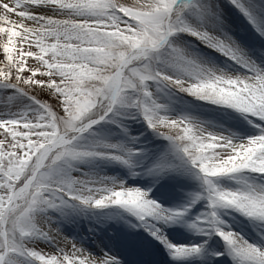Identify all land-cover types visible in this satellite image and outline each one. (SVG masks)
Listing matches in <instances>:
<instances>
[{"label": "snow or ice", "instance_id": "snow-or-ice-1", "mask_svg": "<svg viewBox=\"0 0 264 264\" xmlns=\"http://www.w3.org/2000/svg\"><path fill=\"white\" fill-rule=\"evenodd\" d=\"M231 2L248 15L241 0ZM188 7L182 0H0V87L32 100L24 111L0 118V264H14L10 254L16 252L33 257L36 264H121L116 256L93 257L75 244L68 248L67 242L59 251L25 247L31 236L62 239L35 213L57 207V198L63 203L64 196L90 207L123 206L151 235L175 248L174 255L200 250L197 245H171L156 223L172 221L186 208H164L147 191L110 178H74L62 171V165L84 157L111 156L129 163L131 149L122 145L79 143L83 133L125 105L141 111L169 142L154 168L173 167V158H178L201 180L203 192L196 198H205L209 210L190 226L216 228L236 264H264V248L216 227L215 211L231 206L264 219V184L231 190L217 183L218 177L242 170L264 174V127L236 143L187 117L161 115V105L151 99L147 81L163 79L202 100L264 118V67L226 33L215 35L186 24ZM44 8L55 11L41 14ZM176 32L197 36L247 73L232 75L186 58L172 46L170 37ZM166 45L175 66L194 79H173L158 70L157 53Z\"/></svg>", "mask_w": 264, "mask_h": 264}, {"label": "rangeland", "instance_id": "rangeland-1", "mask_svg": "<svg viewBox=\"0 0 264 264\" xmlns=\"http://www.w3.org/2000/svg\"><path fill=\"white\" fill-rule=\"evenodd\" d=\"M241 3L252 16L245 15L244 11L238 9L231 0H194L187 3L189 7L185 9L183 18L186 24L195 29L207 30L221 36L226 33L248 58L258 66L264 67V32L261 31L264 30V0H241ZM54 11L51 8H44L41 14ZM170 40L172 46L178 48L186 58L204 67L223 70L232 75H244L248 71L242 64L208 46L189 32H176ZM157 54L159 56L157 68L164 75H170L173 79H194L175 66L173 58L169 56L168 46L160 49ZM30 62L34 63V60ZM147 84L152 93L151 99L161 105L159 109L161 115L170 118L187 117L201 123L211 133L233 137L236 143L259 134L264 127V118L258 115L242 113L238 109L235 111V108L229 105H211L214 103L205 101L202 103L182 97L193 95L180 90L169 81L149 80ZM157 95L160 99L155 98ZM31 103V95H25L13 88H4L0 93V118H7L13 112H22ZM202 104L210 108L204 111ZM214 109L217 110L216 114ZM115 116L112 115L106 122L100 121L87 130L79 138V143L89 146L102 141L119 144L127 149L126 146L133 142L129 146L134 150L128 156L129 163L115 160L111 156L84 157L62 165V171H66L74 178H110L117 184L122 182L127 187H139L142 191H147L148 196L164 208L176 205L179 210L186 208L187 211L182 212L176 219L168 221V226H165L168 222L156 223L171 245L176 247L197 245L200 246V250L196 253L174 255L175 248L170 249L166 245L168 250H163V247L158 246L152 239L154 236H149L150 239L139 226L136 229L132 222L137 221L141 226L142 222L123 206L90 207L68 196L63 197V203H60L58 197L57 207L37 210L35 213L37 218L43 217L57 229L62 239L31 236L24 241L25 247L59 251L66 247L67 242L68 248L75 244L93 257L103 258L106 253L116 256L121 264H205L207 252L210 255L222 253L220 264H236L229 254L227 242L220 238L216 228L213 234L204 237L197 234L206 235L212 231V227L202 224L198 230L190 226L194 219L206 215L209 210L208 201L203 197L197 199V195L195 196L196 192L202 193L203 188L195 170H188L191 165H183L178 158H173V167L163 171L154 168L161 154L168 149V144L148 125L138 109L125 105ZM123 134L130 139L134 138L135 141H126ZM141 139L144 140L136 142ZM142 143L145 145H141ZM217 183L226 189L242 190L247 186L264 184V174L242 170L240 173L218 177ZM161 186L175 187V192L171 190L166 192ZM110 208L116 209L108 213ZM118 210L121 211V215L116 212ZM234 210L239 211L231 206H217L215 211L219 222L216 227L238 234L249 243L264 248V219L242 215ZM98 211L104 216L99 215L94 222L90 216H95ZM97 221L100 222V226ZM176 226L183 232L178 231ZM86 227L90 232L85 229ZM155 240L159 242V239ZM10 256L14 264H36L33 257L22 255L20 252L12 253Z\"/></svg>", "mask_w": 264, "mask_h": 264}]
</instances>
